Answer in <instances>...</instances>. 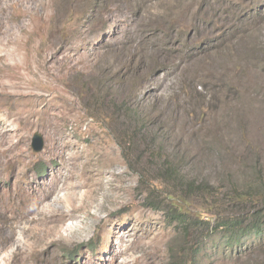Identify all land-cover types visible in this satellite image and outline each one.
<instances>
[{
	"label": "rangeland",
	"instance_id": "1",
	"mask_svg": "<svg viewBox=\"0 0 264 264\" xmlns=\"http://www.w3.org/2000/svg\"><path fill=\"white\" fill-rule=\"evenodd\" d=\"M121 100L160 158L122 147ZM163 159L219 198L264 184V0H0V264H181ZM225 240L201 264H264V231Z\"/></svg>",
	"mask_w": 264,
	"mask_h": 264
},
{
	"label": "trees",
	"instance_id": "2",
	"mask_svg": "<svg viewBox=\"0 0 264 264\" xmlns=\"http://www.w3.org/2000/svg\"><path fill=\"white\" fill-rule=\"evenodd\" d=\"M115 103L112 113L117 120L121 118V123L117 126L116 132L122 147L125 148L126 145H134L135 142H140L144 143V149L150 147L151 154L159 146H155L154 138L147 139L148 134H150L149 126L126 101L121 100ZM111 105L113 106V104ZM151 155L153 159L160 158V155ZM165 162L167 159L159 162V170L163 174L161 173L162 175L158 178L166 183L170 189L163 192L164 197L162 198L147 194L146 200L153 196L154 198L147 202L148 205L154 209L164 210L167 215L166 221L173 224L175 229L184 235V241H180L176 247L179 263L201 264L200 258L203 249L208 238L214 232H224L225 243L231 246L235 243L241 244V240L249 235L260 234L264 231V184H255L248 190L239 189L233 185L231 193H228L225 198H219V192L215 186L210 185L209 187L208 184L205 186L202 183L184 181L178 166L171 164L168 168H164ZM153 163L156 164L157 162L154 160L151 164ZM42 169L43 166L40 167L39 172ZM215 198H219V202L216 203V200H213ZM190 199L205 200L203 207L205 210L196 213V218L192 216L191 209L186 208ZM247 201L250 202V205L255 203L253 211L246 206ZM225 204L232 211L227 212L228 209L224 207ZM207 213L215 214L216 218L208 217ZM231 213H235V215L230 216ZM222 214L227 216L223 217ZM210 219L215 220L214 225H211ZM190 232L191 239H186V235H190Z\"/></svg>",
	"mask_w": 264,
	"mask_h": 264
},
{
	"label": "water",
	"instance_id": "3",
	"mask_svg": "<svg viewBox=\"0 0 264 264\" xmlns=\"http://www.w3.org/2000/svg\"><path fill=\"white\" fill-rule=\"evenodd\" d=\"M31 145L35 151H39L43 147V138L40 133L36 132L33 134Z\"/></svg>",
	"mask_w": 264,
	"mask_h": 264
}]
</instances>
